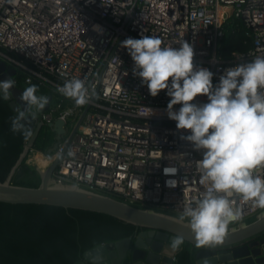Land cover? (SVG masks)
I'll list each match as a JSON object with an SVG mask.
<instances>
[{
    "label": "built area",
    "instance_id": "obj_1",
    "mask_svg": "<svg viewBox=\"0 0 264 264\" xmlns=\"http://www.w3.org/2000/svg\"><path fill=\"white\" fill-rule=\"evenodd\" d=\"M229 17L249 25L252 45L225 60L216 55V42ZM142 35L159 36L162 46L192 41L194 68L208 67L215 84L225 68L264 54V0H0V59L20 69L25 84L35 80L50 92L48 109L37 111L36 123L51 131L50 124L63 121L52 153L29 148L26 163L43 169L58 158L56 183L180 218L184 205L205 191L195 162L202 153L182 138L190 129H177L167 117L166 89L152 96L133 75L121 41ZM72 77L86 78L96 93L88 103L75 105L57 91ZM11 79L16 86V77ZM206 99L194 97L198 103ZM144 106L153 110L150 115ZM30 154L51 161L39 167ZM254 171L264 175V165ZM233 204L241 217L228 227L262 210L239 197Z\"/></svg>",
    "mask_w": 264,
    "mask_h": 264
},
{
    "label": "clouds",
    "instance_id": "obj_2",
    "mask_svg": "<svg viewBox=\"0 0 264 264\" xmlns=\"http://www.w3.org/2000/svg\"><path fill=\"white\" fill-rule=\"evenodd\" d=\"M121 44L133 61V75L146 84L149 94L156 96L166 89L167 117L177 129H190L182 138L202 153L195 162L205 191L184 205L179 219L187 218L199 244L214 245L225 238L230 221L241 217L234 197L264 209V175L254 171L264 165V54L225 68L214 84L208 67L194 68L190 40L181 39L179 47L162 46L159 36L142 35L127 37ZM14 84L10 78L0 80V99L11 97ZM37 88L29 84L22 90L20 99L26 105L11 118L13 132L30 135L26 121L48 103V96L37 94ZM57 91L75 105H84L96 95L86 78L77 77L65 79ZM198 94L206 95V101L195 102ZM177 103L180 106L173 110ZM146 108L150 115L153 110ZM181 242L182 237L174 236L171 247Z\"/></svg>",
    "mask_w": 264,
    "mask_h": 264
},
{
    "label": "water",
    "instance_id": "obj_3",
    "mask_svg": "<svg viewBox=\"0 0 264 264\" xmlns=\"http://www.w3.org/2000/svg\"><path fill=\"white\" fill-rule=\"evenodd\" d=\"M16 68L0 59V80L16 75ZM9 106L16 111L23 109L25 101L20 99L22 89L11 86ZM48 103L43 110L48 109ZM63 121L55 120L49 125L54 132L52 147L46 149L51 154L63 133ZM31 134L24 144L22 153L7 176L0 182V202L11 204H45L64 208L81 209L104 213L137 227L133 236L101 243L83 253L81 261L75 264H175L176 255L185 244L194 249V264H264V210L253 220L240 222L228 227L225 238L214 245H201L194 236L187 221H181L169 213L127 204L116 198L92 192L68 183H56L52 173L58 158L44 169L35 166L39 177L37 187L14 185L10 178L15 167L25 158L29 148L37 139L42 123L26 121ZM182 237V242L171 247L174 236Z\"/></svg>",
    "mask_w": 264,
    "mask_h": 264
},
{
    "label": "trees",
    "instance_id": "obj_4",
    "mask_svg": "<svg viewBox=\"0 0 264 264\" xmlns=\"http://www.w3.org/2000/svg\"><path fill=\"white\" fill-rule=\"evenodd\" d=\"M221 31L216 42V55L221 59H228L232 52L246 51L252 45L251 28L241 18H227ZM15 77L18 80L16 86L22 90L29 84H37V94L47 96L50 93L35 80L25 84L20 69ZM15 115L16 111L11 109L8 100L0 99V182L16 165L30 136L11 130V118ZM28 121L36 124L34 118L30 117ZM53 142L54 134L42 128L32 148L46 153ZM25 161L23 158L15 167L10 182L37 187L40 180L35 168ZM136 231L134 225L104 213L55 205L0 202V264H75L82 260L88 249L133 236ZM175 264H194V249L185 244L178 251Z\"/></svg>",
    "mask_w": 264,
    "mask_h": 264
},
{
    "label": "rangeland",
    "instance_id": "obj_5",
    "mask_svg": "<svg viewBox=\"0 0 264 264\" xmlns=\"http://www.w3.org/2000/svg\"><path fill=\"white\" fill-rule=\"evenodd\" d=\"M35 157L33 160L35 162V164H37L39 167H44L45 165L48 164L49 161H51V159H48V160H42V155L40 154H30L29 155V158H33ZM50 158V157H48ZM26 162V161H25ZM31 167H34L33 165H30ZM251 218H248V220H250Z\"/></svg>",
    "mask_w": 264,
    "mask_h": 264
},
{
    "label": "bare ground",
    "instance_id": "obj_6",
    "mask_svg": "<svg viewBox=\"0 0 264 264\" xmlns=\"http://www.w3.org/2000/svg\"><path fill=\"white\" fill-rule=\"evenodd\" d=\"M34 158H35V157H33L32 159H34ZM42 159H43V160H48V159H50V158L45 157V156L42 155ZM49 162H50V161H49ZM49 162H48V163H49ZM43 169H44V168H43ZM41 170H42V169H41Z\"/></svg>",
    "mask_w": 264,
    "mask_h": 264
},
{
    "label": "flooded vegetation",
    "instance_id": "obj_7",
    "mask_svg": "<svg viewBox=\"0 0 264 264\" xmlns=\"http://www.w3.org/2000/svg\"><path fill=\"white\" fill-rule=\"evenodd\" d=\"M263 210H264V209H262L261 211H263ZM261 211H260V212H261ZM260 212H259V213H260ZM103 243H104V242H103Z\"/></svg>",
    "mask_w": 264,
    "mask_h": 264
},
{
    "label": "crops",
    "instance_id": "obj_8",
    "mask_svg": "<svg viewBox=\"0 0 264 264\" xmlns=\"http://www.w3.org/2000/svg\"><path fill=\"white\" fill-rule=\"evenodd\" d=\"M43 160V159H42Z\"/></svg>",
    "mask_w": 264,
    "mask_h": 264
}]
</instances>
